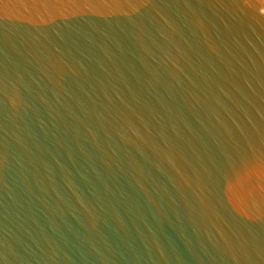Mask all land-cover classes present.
<instances>
[{
    "label": "water",
    "instance_id": "obj_1",
    "mask_svg": "<svg viewBox=\"0 0 264 264\" xmlns=\"http://www.w3.org/2000/svg\"><path fill=\"white\" fill-rule=\"evenodd\" d=\"M0 264H264V0H0Z\"/></svg>",
    "mask_w": 264,
    "mask_h": 264
}]
</instances>
